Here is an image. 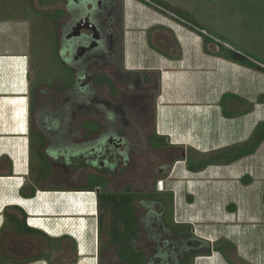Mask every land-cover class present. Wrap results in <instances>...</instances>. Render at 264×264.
<instances>
[{
  "label": "crops",
  "instance_id": "obj_1",
  "mask_svg": "<svg viewBox=\"0 0 264 264\" xmlns=\"http://www.w3.org/2000/svg\"><path fill=\"white\" fill-rule=\"evenodd\" d=\"M44 2L45 9L36 11L47 15L66 11L73 1ZM122 4L124 66L159 77L155 137L174 152L158 180L163 189L155 183V191L174 195V222L190 225L196 238L224 242L232 261L264 264V231L256 222L264 227V141L251 155L201 172L189 171L186 161L191 150L213 155L247 143L264 123V110L255 107V96L264 95V61L251 58L263 68L255 70L206 53L204 34L176 15L144 0ZM32 22L0 21V264H102L100 196L112 192L113 180L104 172H83L72 158L66 162L69 136L48 139L41 118L34 121ZM211 34L222 44L207 37L210 52L218 45L241 51ZM100 173L107 187L93 189L99 180L89 177ZM118 255L115 264H122ZM194 264L233 262L214 250Z\"/></svg>",
  "mask_w": 264,
  "mask_h": 264
},
{
  "label": "flooded vegetation",
  "instance_id": "obj_2",
  "mask_svg": "<svg viewBox=\"0 0 264 264\" xmlns=\"http://www.w3.org/2000/svg\"><path fill=\"white\" fill-rule=\"evenodd\" d=\"M72 1L53 16L58 57L70 75L57 79L59 96L48 101L44 90L37 104L48 139L69 136L72 148L64 149L63 159L113 181L147 148L159 157L165 153L159 169L167 174L174 152L155 137L159 77L124 66L123 0Z\"/></svg>",
  "mask_w": 264,
  "mask_h": 264
},
{
  "label": "rangeland",
  "instance_id": "obj_3",
  "mask_svg": "<svg viewBox=\"0 0 264 264\" xmlns=\"http://www.w3.org/2000/svg\"><path fill=\"white\" fill-rule=\"evenodd\" d=\"M45 0H0V21L9 19H31L32 29L28 35L30 37L31 51H32V86L33 94L32 100L35 101L36 108L34 109L33 119L34 121L39 120V115L43 112L42 107L37 106L38 102L41 100V94L45 90V98L48 101L51 99L48 96L55 94L59 96V91L61 85L57 80L59 77L69 76L68 72L63 68L62 62L58 57L57 53V27L54 15H59L60 12L49 11V13L42 14L36 10H43L45 8ZM48 3H55L57 0H47ZM151 1V0H150ZM161 1V0H160ZM168 2L162 3L165 6L171 4L177 5L182 10L189 12L192 17L196 18L201 26H204L209 32L213 33L219 37L224 42L231 43L234 48L238 49L241 54L248 56L252 59H261L264 61V0H166ZM153 2V1H152ZM155 4V3H154ZM158 7H160L158 5ZM163 8V7H161ZM166 10L165 8H163ZM54 27V28H53ZM151 34L147 33V39L151 38ZM213 36V35H212ZM138 37V36H135ZM157 39L170 40L168 37H163L159 35ZM158 43V40H155ZM15 46H18L16 43ZM138 47L140 53H145L141 43L135 45ZM63 59V58H62ZM258 60V59H257ZM37 96V97H36ZM256 105L255 107H260L263 109V96H255ZM250 109L253 108V103L249 104L245 102ZM263 123H259L257 128ZM38 129V128H37ZM256 131V129H255ZM254 131V132H255ZM163 152V151H162ZM262 156H264V149L262 151ZM150 152L149 149L145 151L142 158L134 160V165L130 171L119 176L115 181L112 182V187H110V193H121L132 187L133 192H140L142 194H151L158 192L154 191V185L156 183L158 188L163 189L162 183L158 182L162 176L160 171V164H162L165 159V153ZM260 160L261 157H260ZM161 161V162H160ZM108 163H105L107 168ZM160 166V167H159ZM103 176L101 173L99 175H91L89 180L94 183L96 181L105 183L100 177ZM158 182V183H157ZM259 181H257L258 183ZM256 183V184H257ZM148 203V201H146ZM136 213L141 219L143 216L147 215L148 212L157 210L156 205L153 208L147 209L146 206L142 205V200L138 203H134ZM255 207H257L255 205ZM112 215L110 208L102 211L103 220V231L101 235V249L104 251L103 256L106 257V261L102 264H115L118 249L112 246L113 240V225ZM258 231H264V227L260 225V220H257ZM141 227L144 229L146 223L141 222ZM255 243L257 241L253 240ZM259 243V242H258ZM135 245L145 250L152 249L150 245L146 244L143 240L139 244ZM102 257V261L104 259Z\"/></svg>",
  "mask_w": 264,
  "mask_h": 264
},
{
  "label": "trees",
  "instance_id": "obj_4",
  "mask_svg": "<svg viewBox=\"0 0 264 264\" xmlns=\"http://www.w3.org/2000/svg\"><path fill=\"white\" fill-rule=\"evenodd\" d=\"M156 5L165 8L170 13L185 21L191 27L199 31H207L196 22L192 15L179 8L165 6L159 0H151ZM212 35L211 33L207 32ZM211 39L204 35L205 52L223 57L234 63L249 67L255 70H263L256 62L250 60L248 56L238 51L228 50L222 45L219 51L212 53L207 49ZM264 71V70H263ZM33 105V104H32ZM264 141V123L253 133L247 143L218 151L213 155L201 154L191 150L187 156V167L189 171L197 173L204 171L212 165L228 164L234 160L255 153L260 144ZM163 148L168 145L163 144ZM233 155V156H232ZM105 182V181H104ZM107 187L105 183L97 182L92 185ZM142 200V205L150 209L156 205L157 210L148 212L141 219L136 213L134 203ZM101 208L105 211L110 208L113 225L112 246L118 249V257L122 264H194L197 257L209 256L212 252L218 251L233 262V264H247L241 259H234L225 253L224 242L211 245L195 237L190 225H179L174 222V195L169 192H155L142 194L133 192L132 187L121 193H107L100 196ZM148 201V203H146ZM141 222L146 223L144 229ZM142 240L151 246L152 249L145 250L138 248ZM235 251V247L225 242ZM231 249V250H232Z\"/></svg>",
  "mask_w": 264,
  "mask_h": 264
},
{
  "label": "built area",
  "instance_id": "obj_5",
  "mask_svg": "<svg viewBox=\"0 0 264 264\" xmlns=\"http://www.w3.org/2000/svg\"><path fill=\"white\" fill-rule=\"evenodd\" d=\"M145 2L153 5V6H157V8L161 9L162 11L166 12V13H170L169 11L167 10H164L163 8L161 7H158V5L154 4L152 1L150 0H144ZM174 15V14H173ZM189 25V24H188ZM205 36L207 37H210L211 39H214L217 43H221L218 39L214 38L212 35L208 34L206 31H201ZM222 44V43H221ZM98 190H100V188H98Z\"/></svg>",
  "mask_w": 264,
  "mask_h": 264
},
{
  "label": "water",
  "instance_id": "obj_6",
  "mask_svg": "<svg viewBox=\"0 0 264 264\" xmlns=\"http://www.w3.org/2000/svg\"><path fill=\"white\" fill-rule=\"evenodd\" d=\"M73 2H75V1H73ZM86 20H88L87 18H86ZM79 35V34H78ZM78 35H76V36H78Z\"/></svg>",
  "mask_w": 264,
  "mask_h": 264
}]
</instances>
